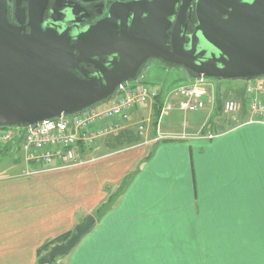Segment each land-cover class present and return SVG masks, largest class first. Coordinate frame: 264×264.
<instances>
[{
	"label": "crops",
	"instance_id": "crops-1",
	"mask_svg": "<svg viewBox=\"0 0 264 264\" xmlns=\"http://www.w3.org/2000/svg\"><path fill=\"white\" fill-rule=\"evenodd\" d=\"M171 92L151 91L150 102L131 115L145 140L97 167L104 172L92 175L85 163L26 175L33 168L21 153L2 149L0 264H37L45 241L94 218L104 189L129 173L113 207L55 264H264V122L247 110L244 85L226 93L239 103L238 112L216 120L231 98L221 102L213 90L203 108L214 117L206 133L173 132L169 114L181 98L173 95L163 113ZM74 174L86 177L81 196L60 193L57 181Z\"/></svg>",
	"mask_w": 264,
	"mask_h": 264
},
{
	"label": "water",
	"instance_id": "water-1",
	"mask_svg": "<svg viewBox=\"0 0 264 264\" xmlns=\"http://www.w3.org/2000/svg\"><path fill=\"white\" fill-rule=\"evenodd\" d=\"M46 4L29 0L16 25L0 4V129L23 130L107 103L149 61L183 69L190 80L264 79V0L115 3L85 27L71 5L69 15L54 11L44 22ZM94 222L85 217L37 264L67 256Z\"/></svg>",
	"mask_w": 264,
	"mask_h": 264
},
{
	"label": "built area",
	"instance_id": "built-area-1",
	"mask_svg": "<svg viewBox=\"0 0 264 264\" xmlns=\"http://www.w3.org/2000/svg\"><path fill=\"white\" fill-rule=\"evenodd\" d=\"M173 95L181 98L178 109L184 113L202 110L214 96L205 79L194 80L170 93L163 113L170 110ZM244 96L251 117L264 122V79L245 83ZM114 98L107 109L98 106L73 117L44 121L23 130L0 129V152L9 146L20 152L23 161L33 168L26 175L33 170L84 165L87 161L82 159L91 145L119 130L135 111L150 102L151 92L145 84L133 83L122 86ZM238 110L239 103L235 100L223 103L224 113L235 114Z\"/></svg>",
	"mask_w": 264,
	"mask_h": 264
},
{
	"label": "rangeland",
	"instance_id": "rangeland-1",
	"mask_svg": "<svg viewBox=\"0 0 264 264\" xmlns=\"http://www.w3.org/2000/svg\"><path fill=\"white\" fill-rule=\"evenodd\" d=\"M184 70L180 68H167L165 65L160 64L156 61H149L141 70L137 82L144 83L148 87L149 91L151 92L153 89H160V90H171L173 91L176 88L185 86L187 80L189 84H191L194 80H190L188 75L183 72ZM211 87L212 91L217 90L221 95L218 99L222 102L227 98H231L230 95H226L227 90L232 87L243 86L245 83L241 82H215L213 80H205ZM135 83V82H134ZM188 84V83H187ZM187 86V85H186ZM115 98H112L107 103L101 104L99 109H107L112 105ZM230 100H235L231 98ZM237 101V100H235ZM220 102V105L222 104ZM223 105V104H222ZM207 108L204 110H199L196 112H180L178 109L172 111L169 115V118L172 120L170 122L171 127L173 128V132H181L182 134H189V133H198L199 128L204 130V133L209 131L210 125L214 123V117H211V112L207 113ZM217 112V111H216ZM208 114V117H206ZM227 113L223 114V109L219 110L216 119H220L222 117H227ZM232 115V114H228ZM204 122V123H203ZM166 125V120H163L162 124L160 125L161 129H164ZM139 126V127H138ZM206 126V127H205ZM144 128L140 130V121L134 120L131 117L126 121L123 122L120 129L116 132L106 135L100 138L94 145H91L90 149L87 150L85 157L82 160L87 161L90 166L89 172L92 175H95L96 171L105 170L104 168H97L101 166H106L110 161H112L113 155H121L128 153L135 148H138L142 142L145 140L143 138ZM149 151V150H148ZM150 152V151H149ZM117 157V156H116ZM12 157H8L6 162L9 161L13 167V169H17L15 165L12 164ZM80 166H75L77 168ZM95 167V168H92ZM71 168V167H70ZM81 168V167H80ZM66 169V168H65ZM136 166L133 168V172L135 171ZM12 170V169H11ZM57 170H64V169H57L52 168L50 171H57ZM109 170V169H108ZM42 170L32 171L31 173L39 172ZM29 171H26V174ZM132 173V172H131ZM104 174V173H103ZM30 175V174H29ZM130 176V173L126 175ZM86 183L85 174L78 175L74 174L72 176H65L55 184V187L59 189L60 193H63L67 196L78 197L81 196L80 193H83V186ZM121 183H119L116 187H106L105 193L106 196L103 199L102 203L98 208H100L103 204L107 203V200L113 199L116 194L119 192ZM97 210V209H96ZM95 210V211H96Z\"/></svg>",
	"mask_w": 264,
	"mask_h": 264
},
{
	"label": "flooded vegetation",
	"instance_id": "flooded-vegetation-1",
	"mask_svg": "<svg viewBox=\"0 0 264 264\" xmlns=\"http://www.w3.org/2000/svg\"><path fill=\"white\" fill-rule=\"evenodd\" d=\"M135 0H47L46 9L43 15L44 22H52L54 17V11L63 12L68 14L69 6L75 7V9L85 17V21L81 24L85 27L89 24H93L95 21L105 18L108 15L110 7L115 3H129ZM153 1V0H147ZM0 4H3L6 8L7 17L11 24H17L16 16L19 13H24L27 16L29 8V0H0ZM193 24L194 16H193ZM161 64V63H160ZM163 65V64H162ZM183 70V69H182ZM186 75L190 78V73L186 72Z\"/></svg>",
	"mask_w": 264,
	"mask_h": 264
},
{
	"label": "trees",
	"instance_id": "trees-1",
	"mask_svg": "<svg viewBox=\"0 0 264 264\" xmlns=\"http://www.w3.org/2000/svg\"><path fill=\"white\" fill-rule=\"evenodd\" d=\"M139 83V82H138ZM140 84H144V83H140ZM146 85V84H145ZM219 95L216 96V98L218 99ZM222 109H223V105H222ZM150 157V155H148ZM146 157V158H149ZM145 158V159H146ZM131 179V176H129L127 179H125L120 187L119 192L116 194V196L113 199H108L107 203L103 204L100 208H98L95 213H94V218L98 219L100 218L108 209H110L111 207H113L115 201L117 200V198L120 196L121 192L123 191V189L125 188V186L127 185V182ZM72 234V231L66 232L64 234H61L57 237L48 239L47 241H45L38 249L36 252V256H37V261L39 259H41L42 257H44L45 255H47L53 248L61 246L63 244L66 243V241L70 238ZM60 259V258H59ZM59 259H56L53 261L52 264H55Z\"/></svg>",
	"mask_w": 264,
	"mask_h": 264
}]
</instances>
